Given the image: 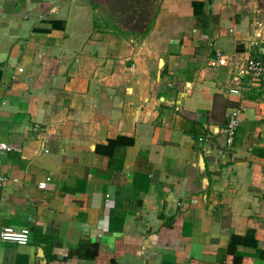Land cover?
Returning <instances> with one entry per match:
<instances>
[{"label":"crops","instance_id":"obj_1","mask_svg":"<svg viewBox=\"0 0 264 264\" xmlns=\"http://www.w3.org/2000/svg\"><path fill=\"white\" fill-rule=\"evenodd\" d=\"M218 50L264 57V0H0V264H264V86Z\"/></svg>","mask_w":264,"mask_h":264},{"label":"built area","instance_id":"obj_2","mask_svg":"<svg viewBox=\"0 0 264 264\" xmlns=\"http://www.w3.org/2000/svg\"><path fill=\"white\" fill-rule=\"evenodd\" d=\"M245 55V54H244ZM211 66L229 67L231 69V80L229 87V95L240 96L243 90L244 79L249 80L250 86L263 87L264 86V57L251 54H246L240 58L230 59L218 50L215 53V58L211 61ZM244 111V107L239 106L233 108L228 117L227 124L222 130V134L226 138L227 147L231 148L234 143L240 127V114ZM34 131L42 132L38 125L33 128ZM23 147L18 144H8L0 142V153H14L21 152ZM45 153H49L45 149ZM1 167V163H0ZM48 178L39 184V188L45 189ZM9 183V177L5 175L0 169V191ZM0 239L3 242L14 243L18 245H27L30 241V231L28 229L16 230L12 227H6L0 232Z\"/></svg>","mask_w":264,"mask_h":264},{"label":"trees","instance_id":"obj_3","mask_svg":"<svg viewBox=\"0 0 264 264\" xmlns=\"http://www.w3.org/2000/svg\"><path fill=\"white\" fill-rule=\"evenodd\" d=\"M99 254V245L83 242L79 247L72 251L71 256L81 260L93 261Z\"/></svg>","mask_w":264,"mask_h":264},{"label":"rangeland","instance_id":"obj_4","mask_svg":"<svg viewBox=\"0 0 264 264\" xmlns=\"http://www.w3.org/2000/svg\"><path fill=\"white\" fill-rule=\"evenodd\" d=\"M144 3H145V1H143ZM147 2V1H146ZM106 11H108L110 14L112 13L113 14V9L111 8H109V7H107V10ZM109 18H111V20H110V23L111 24H113V19L115 18V17H109ZM124 17H121V20L123 21L124 19H123ZM134 18L133 17H129V16H127L126 17V21H125V23L127 24L130 20H133ZM150 20V16H148V15H145V14H143V15H141L140 17H138V20H137V24H138V27H142V28H144L145 27V25L147 24V22ZM115 23V22H114ZM122 23H124V22H122ZM124 23V24H125ZM125 26V25H124Z\"/></svg>","mask_w":264,"mask_h":264}]
</instances>
